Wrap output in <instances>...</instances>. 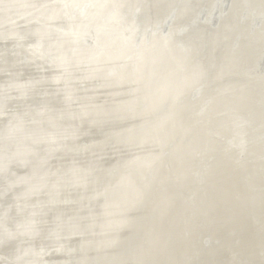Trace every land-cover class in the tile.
<instances>
[{
	"label": "water",
	"instance_id": "water-1",
	"mask_svg": "<svg viewBox=\"0 0 264 264\" xmlns=\"http://www.w3.org/2000/svg\"><path fill=\"white\" fill-rule=\"evenodd\" d=\"M9 1L11 0H0V10L3 9L11 10L6 13L7 19L8 16L11 17L10 15L14 16L15 24L8 25V20L4 22V19H2L0 26H4V25L7 26L1 27L0 31L8 30V29L9 30L5 32L2 36L0 34V43L14 42L17 43L18 46H22L23 41L26 38L33 39L34 44L38 40L40 41V44L39 46L36 47V50H34L33 48L34 44L30 46V48L24 49L25 52L26 51L29 52L30 54L29 58H24L25 59L24 62L12 60L10 65L17 69L19 68L18 64L26 66L27 64L32 62L29 59L32 60L36 59L35 61H38L39 63H44L48 65L51 69L55 70L57 73L51 76L50 78H48L46 81L53 84L54 86H61V88H56L52 92H50L46 97V101L51 103L53 106L61 105L62 107H64L63 110L64 112H55V110L49 108L48 106L36 105L31 109L29 113L27 112L26 114H17L3 121L2 118L4 116V108L7 105V103L10 101V98L8 97V92L13 91L17 93L20 102H24L27 99L33 100L32 98L35 95L36 86L45 80H41L38 82H34V81L20 82L17 79V76L12 75L9 77V81L7 83L5 84L0 83V121H3L2 125L0 126V156L4 155L7 158L6 160L7 163H9L3 169H0V248L4 247L6 249H11L12 251V256L10 260L11 264H41L40 261L44 256V252L42 249L37 248L35 246V243L39 240H43L44 243L47 244H57L58 253L67 254V255L76 253L79 255L80 260L78 262L76 261L79 258L76 261L68 262L67 264H104L102 260L94 261L95 255H98V258H101V256H110L109 254L118 253L120 251V243L117 242L118 246L114 249H107L112 245L103 246V244L106 241H109L108 237H116V236L115 235L104 236L103 235L104 231L101 229L100 226L105 225V223H107L110 220L124 218V216L117 215L110 218H103L102 216L109 210H104L105 207L103 209V206L106 203L105 199H103L102 197L99 198L96 197L100 193L104 194V191H108V188H113L115 185L119 184L121 178L122 179L125 178L123 172L115 169L116 165L127 162L132 158H133L132 162H135V160L140 159L137 158L139 154L133 155L126 160L118 161L117 164L114 165L111 169L103 170L99 165L100 159L98 160V156L99 154L103 153L110 144L104 145L100 141L97 143L90 144L91 147L85 150L81 148H79L81 150H78L76 148L74 149L69 147L67 143L77 142L83 134L82 128H87L97 131L106 125H111V124L120 125L124 123H131L133 121H139L140 115H137L136 117L126 118L123 113L121 114L118 113L119 112L118 109L120 108V102L128 100L127 98L131 95L127 92L128 90H124V87L130 86V84H136V82L125 81L123 83L116 84L113 83L111 79H107L104 76V73L108 65L111 63L104 64L103 65L104 71L98 74H93L95 66L91 65L92 62L91 60L90 62H88L89 60L83 57L80 60L81 62V64H79L80 66L77 65L76 62H73L71 56L73 54H80L82 52L78 48H73L72 50V46L70 47L68 45L66 47L63 46L62 48H58V47L54 49L50 48L49 47L50 44L56 43L57 42L56 38L62 36V33L60 32H66V31H58L59 33H56L54 31V29L56 28L52 27V25H64L63 23L69 24V22H72L69 21L71 20V18L65 17L66 13L62 10L60 4H53L49 8L51 9V11L47 12L48 7H44V5H49L53 3L54 0H34L29 2L18 3L12 5L11 9L8 6H6V2ZM70 1L71 0H61V2L64 3L65 2L70 3ZM117 1H121V0H117ZM128 1L129 2H125V6H127L125 7V12H126L125 14L128 19L134 18V20L146 19V16L149 13V8H153V11L160 13L163 17L167 13L172 3L171 0H151L149 2L147 0H146L147 2H145V0H128ZM182 1L183 0H177V3L180 5ZM194 1L196 0H192V2H190L191 6L190 8H188L187 12L184 13L176 12V15H174L173 19L168 24L167 26L168 28H165L167 32L164 35L168 34L169 29L173 24L175 23L177 24L180 21H187L192 16L200 12L199 11L197 13H193L192 3ZM136 3H138V5H142L140 7L143 9L141 10L138 8L132 14L130 10L133 6H131V4L135 5ZM16 6H22L25 9H23L22 12L15 13L14 8ZM210 6L207 9V11L202 10L205 13L200 16L201 18L196 19L188 29H186L181 33H177V34L173 33V35L169 38V40L172 42L173 36H177L179 38V37H186L192 35L194 32L199 30L198 28H196V25L198 23L205 24L208 27L213 28L214 31L216 32H221L222 25L226 21H228V19L233 15L235 11V4L232 5L230 3V5L226 9H224L222 14L216 19L215 24H211L212 19L208 17L209 14L208 11L210 9ZM122 7L123 4L120 5V9ZM40 8H45V11L43 13L40 12L39 11ZM52 9H56L57 13H59V11L62 10V13L57 17L55 21H53L52 23H48V26L52 30L50 35L51 40L50 39L48 40L45 38V36L44 37L37 36L34 33V30L37 29L39 26H41L42 23L47 22L48 17L49 18L51 17ZM97 11H98L97 6L92 5L85 13V18H86L85 23L91 24L92 27L91 32L93 34L94 39L88 38L89 42L88 41L86 42L87 45L82 44L81 47L91 49L92 51L95 50V46L98 47L102 46V44L100 45V37L99 34L97 33L96 22L90 23V21L95 20L93 19V17L97 13ZM90 12H95V14L91 15V17L88 19V17L90 16ZM77 16L79 17V15ZM80 16H84V15L81 14ZM73 18H76V15H74ZM103 19L105 20L106 16L103 17ZM249 21H250V17L245 15L243 16L242 21L241 22L238 21V22L249 23ZM147 23H149V17ZM20 25H22L23 28L22 30ZM12 26L14 29H10ZM74 26H75L74 34L78 35L77 33L78 25L75 24ZM199 32L203 45L209 48L210 54L219 53L218 48L220 50L226 49L227 53H229L230 51L229 45L231 44L225 47H220L219 40H215L211 43L209 42L206 44V42L203 40L204 39L203 32L201 30H199ZM111 33H113L111 35V39L114 41L117 40L118 34L115 32H111ZM244 34L245 36L242 37L245 39L244 47L239 49L237 45L235 46L233 45L232 46L233 48L231 47L232 51L231 53H229L231 56H238L240 54L241 58L237 61L238 62L237 65L225 66L227 68L225 70L226 74L222 75L223 78L222 80L218 81L215 75H218L217 74L218 71H222L221 65L224 63L223 60L221 61L220 58L215 56L214 57L209 56L208 60L210 62L204 64L203 68L204 70H206V72L204 70L203 71L206 73L207 77L210 76L209 77L210 89L211 86H213L212 81L218 82L220 84L219 85L220 87V86L228 85V80L232 78H237V79L240 78L244 80L240 84L236 83L239 85H235V84L230 85V87L226 88L223 92L217 93L216 95L219 98L217 100L208 102V104L204 107V109L201 111L200 114H196L197 112L192 113L191 115L186 114L185 118L186 120L189 121L194 120L197 118V116H199V123L196 124L195 126L198 125L199 127L208 126L209 128L211 126L210 128L211 130H209V132L207 131V133L209 134L210 142L207 140V138L202 139V137H199L200 144L196 146L194 150V155L189 160L190 162H192L191 169L195 167L194 170L191 172H189L190 170L189 171L185 170L186 174L181 175L180 172L184 170V167L181 165L179 166V170H178L177 158L174 159V156L172 154H169L167 149L164 150L165 154L163 152L161 159H164L169 154V156L166 157L167 158L166 160L167 161L173 160L172 164H170V167L168 166V164H166L167 161L165 160L166 162L165 164L163 163L162 168H161V163L153 162V165L150 169H145L147 168V164H144V166L140 165L139 169H137V167L133 169L134 172L133 174H135L133 175V177L137 180V183H141L149 180V182H151V186L153 187L158 177H162L165 179L164 185L161 186V193L155 198V200L146 203L144 201L141 205H139V208L127 214L128 217H135V218L143 216L139 218L140 219L139 225H141V229L144 230L145 232L148 231V228L154 224V220L152 218L145 220V218L150 216L146 214H149V210L153 202L154 201L158 202L159 205L161 203L163 195L167 193L169 190H175L178 192H183V191L187 192L186 188L188 187H190V189H195L196 186H200V190H202V192L205 195L209 194L210 189L207 182L211 180L210 172L212 169L214 171L215 168H218L220 166H223L222 170L226 168V169H231V171L233 172L234 169H237V171L241 172L242 175H245L241 183L248 189L250 188L251 185L250 182L253 184L252 180L250 179V176L253 175L252 174L253 172H255V170L249 169V167L251 168V166L253 165L264 166V117L263 118L261 117V115L264 116V82L261 81L263 79H258V76H260L258 73L257 75L252 73L254 69L252 70L248 69L251 66H246V65L242 66V64L239 63L241 61L247 62L249 58H251V56L253 57L252 50H255L256 48V46L254 45L259 44L258 42H260V40L257 39L256 37L258 36L259 33L252 32L251 34L253 36L252 38L245 30H244ZM133 40L134 37L132 38V41ZM227 40H228L227 38H223V37L221 38V41L223 43H226ZM137 44L139 45V42H137ZM133 45L136 46V43L135 44L133 43ZM214 45H216L217 47H214ZM142 46L143 47L148 46L150 50H156V46L154 44V37L148 36L145 39L144 43L140 45V47ZM51 47H53V45H51ZM63 49H67L69 51V56H70L68 58L70 62L67 65L62 66L68 68V69L66 68L68 70L67 72L61 70L57 66V62L59 61L58 56L62 54L63 55L67 54V52H62ZM142 49L143 48H138L137 52L142 51ZM162 49L165 48L162 47ZM74 50H76V52H74ZM116 50L117 49H114L113 51ZM245 52H247L248 54ZM188 55L191 58V52ZM201 56H202L201 59H203L202 53ZM199 58L200 56L196 55L191 59H199ZM146 62L147 60L145 59V57L141 56V58L138 59V64L136 66V69L138 67L141 68V66L146 64ZM119 63H124V61ZM5 66H6L5 64L4 66L0 64V77L4 75L2 71H4ZM82 69L84 70V72L81 75L84 81L93 82L96 80H100L101 86L99 87V89L108 91V101L105 104H102V106L94 105V99L97 93L96 89H92V90L90 89L88 91L81 93L79 89H77V87L75 86V82L77 78L76 73H80L79 71ZM188 70L189 69L187 67L183 69V72H185L182 75L183 77L187 74ZM262 71L264 74V68ZM249 72H251V74H248ZM227 74H231V75H227ZM199 75L203 76L201 78V82H202L201 89L197 94H194L191 90L192 94L189 91L186 94L182 95L183 96V97L181 96L182 106L188 103V106L192 107V104L198 103V101L204 97L206 93L205 86H207L205 84L206 75L204 74H199ZM165 83L166 82H162L161 84L159 82H152L151 84L153 86L155 87L159 86V87L153 90L149 89L148 92L150 93V95H157V94L161 95L165 91ZM140 85H144V83H141ZM194 85H192V88ZM243 86L244 87L249 86L250 92H252V90H254L255 87L260 86L262 88L257 90L256 93H249L242 97V93H237V92L238 90H240V87L244 88ZM135 87H138V84H136ZM225 91H230L231 93ZM79 94L80 96H78ZM171 95L173 96L174 94ZM78 97L82 102V106L77 110H72L71 106ZM187 98H189L188 100L190 103L186 102ZM170 100L172 101L171 98ZM233 101L239 104L237 110H233L231 106H229V103ZM248 101L250 102L247 103ZM244 102H246V105ZM147 106H149V101L147 103ZM145 110H142L144 111V113L142 114L145 115L146 117L148 116V113H145L147 112ZM227 110L230 111L233 110L234 114L233 113L227 114L226 112ZM240 110L241 112L243 111V113H240L241 115H245L246 117L249 116V118L245 119L242 118L239 114L236 115V112L239 113ZM95 113H100V114H95ZM51 119H55V125H56L55 127L58 128H55L53 125L46 123V121H49ZM225 119H231V120L230 122H224L223 120ZM240 119H245V120H240ZM232 122L234 124H232ZM223 123H227L224 126V128L222 127V125H224ZM195 126L192 128V130H195V128L198 129V127ZM165 128L158 133L160 137L155 136L157 139L165 140L166 138L171 136L172 133L169 131V127H167L166 129ZM21 129L22 131H25L26 134H30V133L36 134L35 140H39V141L43 140L45 136L50 135L51 140L53 142L49 143L47 141H42L36 144L29 142L21 143L20 141H18ZM8 130H13L14 133H12L13 137L11 138L8 137V139H6ZM201 133L202 132H200L199 134L201 135ZM229 135H232L233 139L235 140H240L242 142L243 147L239 148L238 147L239 144H237V142L235 143L234 140L230 141L229 139H227ZM180 137L181 136H178L177 139L179 140ZM15 138L18 139L16 140ZM72 138H74L75 140L73 141ZM135 142H137L135 143V145L114 143L113 146H115L117 149L122 148L128 151L138 150V149H150L154 151L152 153H156L158 155L162 151L161 145L156 142H152L146 145L140 144L143 142V140L141 142H139L138 140ZM175 149L176 147L173 148V154H177L175 152ZM21 151L31 152V155L22 158L23 160L25 159L26 161L25 164L22 163L19 159H16L15 156L9 159V157H12V155L14 154H18ZM75 154H85L90 156L93 155L97 157L87 162L90 168L82 169L75 162L72 161L74 157H76ZM54 157L55 158L67 157L68 162L62 167H55L53 165H50ZM219 157L224 159L225 161L223 163H218ZM206 159H208L209 162H211V165L208 167V169H206L205 166L199 167L201 166L200 164H202ZM147 160H151V159L148 158ZM201 168L202 170H200ZM124 171L129 172L128 169H124ZM77 174H82V175L78 176ZM23 176H26V178L30 180V185H15L13 188H10L11 182L17 183L19 179ZM80 178L81 180H79ZM261 180L264 181V175ZM222 182L223 181H218V183L225 184L228 187V184ZM54 186L58 187L60 190L55 192L54 194H51L53 192L52 188ZM237 186H238L237 181L232 180L230 188L231 187H236V188L233 191H231L232 201L230 202L234 201L236 203L239 200H241L239 198L240 196L238 195L239 192H234L239 190L240 186L238 187ZM35 187H38L37 192L32 193L29 196H25L27 195L29 189ZM65 191H71L78 194L75 200H73L72 202L69 201V204L73 203L75 212H70L66 214L59 209L60 205L65 201V199H63V201L61 199V196ZM179 195L177 194V198H174L176 200L174 206L176 207L173 209L174 213L172 214L171 221L169 222L171 237L177 242L176 245L179 244V246L178 249H176V254L172 253L173 263L169 262V264L186 263L188 248L191 240L193 239V236L204 228L209 229V231L211 230L210 232H212L213 229H215L217 233L225 232L224 235L226 236V238H230L232 245L231 248H235V249L238 248L240 237L237 235V231H233L230 234L227 233L228 228L231 226L230 219L226 220L223 215L222 217L225 223H220L221 221L220 218L218 221L215 220L217 222H211L209 220L204 219L206 217L204 216V214L206 213L208 207L216 205V203H212L210 205L207 204L206 202L207 198L202 199L201 194H199V190L192 196L181 197V195L180 196ZM40 197H45L44 204H39L38 199ZM4 199L7 200L6 201L7 205L3 204ZM181 200H183L182 204L189 206L190 209L193 208L191 210L192 217H190L188 220L184 218L186 212L182 213V215H179L180 211L183 209V207H185V205L184 206L180 205ZM223 202L224 200H222V202L220 203ZM248 204L249 206H247L246 208L248 212L252 213L250 201H248ZM114 210H115L114 212L117 214L119 212L124 211L125 209L119 208ZM218 212L222 213V211L220 210H218ZM211 213L213 214L216 212H210V214ZM155 214L157 217V213ZM46 216H50L52 220L50 227L44 229L42 226L41 218ZM156 217L154 216V219H156ZM252 217H254V215L251 214L250 217L251 220H246L247 224L241 223L243 225L241 227L242 229L246 230L245 231L246 234L247 231L250 232V234L249 233L247 234L248 236L251 237L249 245L252 248H258L261 244V238L258 237V235L255 234V232L257 230V227L262 228V226H260V222L253 223L254 221H252ZM31 223H34L33 233L21 234L20 232L32 229L31 227H28L29 225H31ZM135 228L136 226L132 224L130 225L129 229L121 231L118 235L119 236L121 235L123 238H128L133 231L135 233L136 231ZM122 229L123 228L117 229L115 230V232ZM8 234H13V235L10 236ZM78 235L80 237H84L86 239L85 241L90 240L91 242L85 244L83 248L79 246L83 244L85 241L78 244L77 246L74 247V249L78 248L76 250H69V249L66 250V247L59 246L58 243H60L61 241ZM147 240L145 241L143 246L147 244ZM212 242H214V247L212 246L209 249H207L206 250L207 252H210L216 246H222V243L221 241H219V239L214 240ZM184 244L186 246L185 249H184ZM203 244H201L200 247H202ZM263 246L264 244H262L256 251L261 250ZM26 251L29 252L27 255H24ZM230 251L231 250H229V252ZM137 252L139 253L140 249H138ZM259 252L260 251H258L257 253V257ZM227 253L228 252H225L223 254L227 255ZM22 256L24 257L22 258ZM261 260L264 262V255L262 256ZM111 264H142V263H137L132 257L127 261H123V262L114 261V263Z\"/></svg>",
	"mask_w": 264,
	"mask_h": 264
},
{
	"label": "bare ground",
	"instance_id": "bare-ground-1",
	"mask_svg": "<svg viewBox=\"0 0 264 264\" xmlns=\"http://www.w3.org/2000/svg\"><path fill=\"white\" fill-rule=\"evenodd\" d=\"M29 1H34V0H11L9 2H6V6H8L11 9L12 5H15L18 3H23V2H29ZM225 1L226 0H216L215 4H216L217 9L220 11V13L217 10L213 9V13H214V19L212 21L213 24H215L216 19L222 14L223 10L225 9V7H224ZM125 2H129V1L128 0L127 1L126 0H121V1H117V0H71L70 3H68V2L64 3V2H61V0H54L53 3H51L49 5H44V7H48L47 12H49V11H51V9H49V8L53 4H60L62 7V10L66 13L65 17L71 18V20H69V21H72V22H69V24L63 23L64 25H52V27L58 29V30L54 29V31L56 33H59L58 31H66V32H60V33H62V36H59V38H56L57 42L54 44H50V46H49L50 48H52V49H54L56 47L62 48L63 46L66 47L67 45L70 47L72 46V50H73V48H78L82 52L80 54H73L71 56V59L73 60V62H76L77 65L81 64L80 60L84 57V58L89 60L88 62H90V60H91L92 61L91 65L95 66L93 74H98V73H101L104 71V67H103L104 64L111 63L108 65V67L104 73V76L107 79H111L113 81V83H116V84L123 83L125 81H134V82H136V84H138V87H135L136 84H130L131 89L128 90L127 92L131 95L127 98L128 100L120 102V108L118 109L119 110L118 113H120V114L123 113L126 118L127 117H136L137 115H140V117L138 116L140 118V120L138 121L137 124L135 123L136 125L133 124L132 126H130L128 128H126L124 126L126 128L125 132H123V129H122V131L114 132L111 135L107 134L108 133L107 132L106 133L107 136L104 134L106 137H104V139L102 138L103 140L101 139V143L104 145H109V144H114V143H123L126 145H135V143H137L135 141L138 140L139 142H141L143 140V142H145V143L142 142V143H140L141 145H146V144H149L152 142H156V143L160 144L162 147V151L159 155L156 153H152L154 151L148 152V153L143 152L144 154L143 153L139 154L137 158H140V159L135 160V162H132V159H133L132 158V159L128 160L127 162L116 165L115 169L123 172V174L125 175V178H123V179L121 178L119 184L115 185L113 188H108V191H104V194L100 193L96 197V198L102 197L103 199H105L106 203L104 204L103 209L105 207L104 210H109L102 216L103 218H110V217H114L117 215L118 216H124V218L113 219V220H110L107 223H105V225L100 226L101 229L104 231V234H103L104 236H110V235L116 236V237H108L109 241H106L103 244V246L112 245L111 247H109L107 249H114L118 246L117 245V242H118V243H120V251L118 253L109 254L110 256H101V258H98V255H95L94 261L102 260L104 262V264H111V263H114V261H122V262L127 261L133 257V259L137 263H142V264H163V262H164V264H169V262L173 263L172 253L176 254V249H178V246H179V244L176 245L177 242L171 237V231L169 228V222L171 221L172 214L174 213L173 209L176 207V206H174V203H176V200L174 198H177V194L178 195L180 194L181 197L192 196L196 192H198V190H199V194H201L202 199L207 198V200H206L207 204L210 205L212 203H216V205L208 207L206 213L204 214V216H206L204 219L209 220L211 222H217L220 218L221 219L220 223H225L222 215L224 216V218L226 220L230 219L231 220V223H230L231 226L228 228L227 233L230 234L233 231H237V235L240 237V242L238 244V248L237 249L234 248L235 251L236 250L238 251L237 253H239V258H241V260L242 259L243 260H251L252 257L250 256V253H251L250 251H254V253H253V255H254V254H256V250L262 244H264V187H263L264 181L261 180L263 175H264V166L253 165V166H251V168L249 167V169H253V170H255V172H253L252 173L253 175L250 176V179L252 180L254 185L250 182L251 185H250V188H248V189L241 183L242 179H243V177H245V175H242V173L237 171V169H234L233 172L231 171V169H226V168H224L222 170L223 166H220L218 168H215L214 171L212 169L210 172L211 173V180L207 182L209 189H210L209 194L205 195L202 192V190H200V186H196L195 189H190V187H188V188H186L187 192H185V191L178 192L175 190H169L167 193H165L163 195L161 203L159 205H158V202H155V201H154L155 203L153 202V204L149 210V214H146V215H150V216L145 218V220L151 219V218L154 220V224L151 225L148 228V231H146V232L144 230H142L141 225H139V223H140L139 218L143 217V216H140L137 218L127 216V214L129 212L139 208V205H141L144 201L146 203V202H150L152 200H155V198L158 195H160L161 186L164 185V182H165L164 178L158 177V179H157V181L153 187L151 186V182H149V180L145 181V182L137 183V180L133 177V175H135V174H133L134 173L133 169L136 167H137V169H139L140 165L144 166V164H147V168L144 167L145 169H150L153 165V162L161 163V168H162L163 163L165 164V162L167 161L166 157H168L169 154H172L174 156V159L177 158L178 170H179V166L182 165L184 167V170L180 172L181 175L186 174L185 170H187V171L190 170L189 172L193 171L195 167H193L191 169L192 162H190L189 160L194 155V150H195L196 146H198L200 144L199 137H202V139L207 138V140L210 142L209 134L207 133V131L209 132V130H211V129H208L209 128L208 126H206V127H199V125L195 126L196 124L199 123V116H197V118H196V115H195L196 119L189 121V120H186V118H185L186 114L191 115L192 113H195V112H197L196 114H200L201 111L204 109V107L208 104V102L213 101V100H217L219 98L216 95L217 93L223 92L226 88L230 87V85H233V84L239 85L240 84L239 82H242L244 79L240 80L239 78L238 79L232 78V79L228 80V85L220 86V88L217 89L215 93H211L210 92L211 90L209 88V84H210L209 77L210 76L207 77V75L205 73L206 70H204V68H203L204 64L201 61H199V59H201V57H202L201 51L204 50V45H203L201 36L199 35V33H200L199 30L194 32L192 35L186 36V38H188L190 42H186L185 39H182L181 41L177 40V38H178L177 36L172 37L173 38L172 42L169 40V38L173 35V33L174 34L181 33L183 31H185L186 29H188L196 19L201 18L200 16L202 14H204V11H200L199 13L195 14L194 16H192L187 21H184V23L180 26L175 27L173 24L170 27L168 34L164 35L167 32L165 28H168L167 26L170 23V21L173 19L174 15H176V12H179V13L187 12L188 8H190V6H191L190 2H192V0H183L180 5L177 3V0H171L172 3L170 5L167 13L154 26H151V25H149V23H147L149 14L146 16V19H144V20H141V19L134 20V18L128 19L126 17V14H125L126 13L125 7H127V6H125ZM145 2H147V1L145 0ZM121 4H123V7L120 9ZM142 4H144V3H142ZM92 5L97 6L98 11L96 14H95V12H90V16L88 17V19L91 17V15L95 14L93 17V19H95V20L90 21V23L96 22L97 33L99 34V37H100V45L102 44L101 47L95 46L94 51H92L91 49L85 48V47H81L82 44L87 45L86 42L87 41L89 42L88 38L94 39L93 34L91 32L92 31L91 24L85 23V21H86L85 13H86V11H88L89 7ZM131 6H133L130 10L132 14L138 8L141 10L143 9L140 7L142 5H138V3H136L135 5L131 4ZM23 9H25V8H23L22 6H16L14 8V11H15V13H18V12H22ZM62 10H60L59 13H57L56 9H52L51 17L50 18L48 17L47 22L42 23L41 26H39L37 29H35L34 33L37 36H41V37L45 36L46 39L51 40L50 35H51L52 30L48 26V23H52L53 21H55L57 19V17L62 13ZM202 10H204V8H202ZM9 11H11V10H7V9L0 10V24L2 22V19H4V22L8 20V25H14L15 24L14 16L10 15L11 17L8 16V19H7L6 13ZM39 11L43 13L45 11V8H40ZM81 14L84 16H80ZM74 15H76V18H73ZM77 15H79V17ZM105 16H106V19H109V20H106V19L104 20L103 17H105ZM243 16H245V15H243L239 12V16L237 18V21L241 22ZM231 21L232 20L229 18L228 21H226L222 25L221 32H218V34L219 33L220 34H223V33L226 34L229 31L233 32L234 28L229 25V23ZM260 23L261 24L258 23L256 25L246 26L247 31L246 30L245 31L248 32V34L250 35L251 38L253 37L251 35L252 32H256V33L258 32L259 33L258 36H256V37H257V39L260 40V42H258L259 44L254 45V46H256L255 51H259V52H257L258 55L264 58V21H262ZM75 24L78 25V31H77L78 35L74 34L75 33V26H74ZM239 24H241V23H239ZM5 26H7V25L0 26V29H1V27H5ZM254 26L256 28H253ZM10 29H14L13 26ZM8 30H1L0 31L1 36L5 32H7ZM70 31L73 33H71ZM111 32H115L118 34L117 40L114 41L111 39V35L113 34ZM148 36L154 37V44L156 46V50H150L148 46H144L146 48H144L143 46L140 47V45H142V43H144L145 39ZM243 36H245L244 29L237 31L235 33V35L232 36L231 42L229 43L231 45L228 44L230 46V47L228 46L230 48L229 53H231L233 45L242 46L241 48L244 47L245 39L242 38ZM133 37H134V40L132 41ZM222 37L224 38L225 35L221 36L219 38V44H220L219 46H221V44H222V41H221ZM129 40H130V42H129ZM215 40H217V39L210 40V43L215 41ZM31 42H32V40H31ZM137 42H139V45L137 44ZM24 43H25V41H24ZM133 43L134 44L136 43V46H134ZM39 44H40V41L38 40L33 46L34 50H36V47L39 46ZM32 45H33V43H32ZM51 45H53V47H51ZM225 46H227V45L224 44V46H221V47H225ZM22 47H24V46H22ZM162 47L165 49H162ZM214 47H217V46L214 45ZM138 48H143V49H142V51L137 52ZM5 49L7 50V48H5ZM114 49H117V50L113 51ZM6 50H4V51H6ZM0 51H2V50H0ZM14 51L16 52V50H14ZM6 52H8V51H6ZM62 52H67V54L66 55L62 54V55L58 56L59 57V61H58L59 63L57 62V66L61 70H64L65 72H67L68 68L62 67V66L67 65L70 62V60L68 59L70 57L69 51L67 49H63ZM74 52H76V50H74ZM190 52H191V58L196 56V55H199L200 58L199 59H191L190 56L188 55ZM240 52H241V50H240ZM242 52H243V49H242ZM245 53H247V52H245ZM22 54H23V52H21V55ZM25 54H27V52H25ZM141 56L145 57L147 62H146V64L142 65L141 68L138 67L136 69V66L138 64V59H140ZM1 58H3V57H1ZM6 58H7V56L5 57V59ZM229 58H230V60H228ZM229 58L223 59L224 63L221 65L222 71H218L217 72L218 75H215V77H217L218 81L222 80L223 79L222 75L226 74L225 70L227 68L225 66L237 65V63H238L237 61L239 60V58L235 59V56H231L230 54H229ZM13 59H11V60H13ZM22 59H23V57H22ZM220 59H222V58L220 57ZM122 61H124V63H119ZM5 62H6V60H5ZM33 62H31V63H33ZM2 63H3V61H2ZM239 63L242 64V66H244V65L251 66L248 69H250V70L254 69L252 71V73H254L256 75L258 73L260 75V76H258V79H263L261 81L264 82V74L261 75V72H259L257 69H255V67L253 66L252 59H249L247 62H239ZM9 65L10 64H8V66ZM34 65H32V66H34ZM44 65H42V66H44ZM2 66H3V64H2ZM11 67L12 66H10L9 68H11ZM21 67H23V66H20V69H21ZM38 67H40V66H38ZM186 67L189 70L187 71V74L183 77L182 75H183V73H185V72H183V69H185ZM13 69L14 68H12V70ZM17 69L19 70V68H17ZM4 71H6V69H4ZM9 71H10V69H9ZM22 71H24V70H22ZM11 72H13V71H11ZM31 72H32V70H31ZM7 73H8V71H7ZM14 73H16V72H14ZM18 73H20V70L18 71ZM24 73H26V71ZM32 73L35 74L34 72H32ZM32 73H31V75H32ZM56 73L54 72L53 74L55 75ZM80 73H82V70ZM28 74H29V71H28ZM36 74H37V72H36ZM45 74L49 75V72L45 73ZM50 74H51V72H50ZM199 74L206 75L205 84L207 86H205L206 87V89H205L206 93H205L204 97L202 99H200L198 101V103L192 104V107L188 106V103L186 105L182 106V102H181V98L183 97L182 95L186 94L189 91L191 93V90L194 94H197L199 92V90L201 89V87H202L201 78L203 76L199 75ZM248 74H251V72H249ZM23 75H25V74H23ZM78 75H80V74L78 73ZM227 75H231V74H227ZM27 76H29V75H26V77ZM40 77L41 76H39V78ZM42 77H44V76H42ZM48 78L49 77H47V79ZM7 79H8V77H7ZM20 79H21V77H20ZM26 79H28V78H26ZM29 79H28V81H30ZM77 79H78V77H77ZM2 81L4 82V80H2ZM2 81H1V83H2ZM152 82H159L160 84L162 82H166L164 93H162L161 95H159V94L150 95V93L148 92L149 89L153 90V89H156L159 87V86L158 87L153 86L151 84ZM80 83H79V85H80ZM94 83H96V82H94ZM141 83H144V85H140ZM236 83H239V84H236ZM116 84H114V85H116ZM41 85H42V83H41ZM82 85L85 86L84 83ZM93 85H95V84H93ZM192 85H194L193 88H192ZM49 86H50V84H49ZM39 87H40V85H39ZM60 88H61V86H60ZM241 88L242 87H240V90H238L237 93H242V97H243L244 95L249 94V93H256L257 90H259L262 87H260V86L255 87V89L252 90V92H250L249 86H246L242 89ZM50 89H48V90H50ZM91 89H92V87H91ZM98 89H99V87H98ZM52 90H53V88H52ZM84 91H85V89H84ZM86 91H87V89H86ZM225 92L231 93L230 91H225ZM48 93H50V91ZM48 93H46V95ZM82 93H83V91H82ZM9 94H10V92H9ZM14 94H13L14 96L17 95V93H14ZM171 94H174V95L172 96ZM11 96L12 95H10V97ZM33 98H35V97H33ZM107 98H108V96H107ZM170 98L172 99V101L170 100ZM259 98H261V97H259ZM12 99H14V98H12ZM16 99L18 100V98H16ZM188 99L189 98H187L186 102H189ZM249 99H250V97H249ZM10 101H11V99H10ZM36 101H37V99H36ZM77 101H78V99H77ZM148 101H149V106H147ZM225 101H227V100H225ZM15 102H20V101H15ZM29 102H31V101H29ZM78 102H76V103H78ZM249 102L250 101H248L247 103H249ZM24 103H25V101H24ZM39 103H41V102H39ZM94 103H95V101H94ZM102 103L104 104V102H102ZM244 103L246 105V102H244ZM46 104H45V106H46ZM22 105H24V104H22ZM80 105H82V104H80ZM29 106H32V104ZM47 106H49V105H47ZM59 106H61V105H59ZM229 106H231V108L233 110H237V108L239 107V104L237 102L233 101V102L229 103ZM18 108H21V107L18 106ZM145 108H146V110H145ZM5 110H7V109H5ZM27 110H31V109H27ZM142 110L147 111L145 113H148V116L145 117V115L142 114V113H144V111H142ZM233 110H231V111L227 110L226 112H227V114H232V113L234 114ZM241 110L239 111V113L236 112V115L239 114L242 118H245V119L249 118V116L246 117L245 115H241L240 113H243V111L241 112ZM9 111H11V110H9ZM15 111L17 112V110H15ZM55 112H57V111H55ZM13 114H15V113H13ZM20 114H22V113H20ZM95 114H100V113H95ZM7 116H8V114H7ZM261 117L263 118L264 116L261 115ZM245 119H240V120H245ZM230 120L231 119H225L223 121L224 122H230ZM46 123L53 125L54 127L56 126L55 125V119H51L49 121H46ZM223 124L224 125H222V127L224 128V126L227 123H223ZM232 124H234V123L232 122ZM193 125L195 127H198V129L195 128V130H192V128L194 127ZM165 126H166V128L169 127V131L172 133L171 136L166 138L165 140L157 139L155 136L160 137L158 135V133L161 132L165 128ZM55 128H58V127H55ZM210 128H211V126H210ZM101 129L104 130L105 127L101 128ZM109 130L106 129V131H109ZM20 131L21 132L19 134L20 135L19 139L18 138H15V139L16 140L18 139V141H20L21 143L29 142V143L36 144V143H39L42 141H47L49 143L53 142L51 140L50 135L45 136L43 140L39 141V140H35L36 134H32V133L26 134L25 131H22V129ZM101 131L102 130H100V132ZM200 132H202L201 135L199 134ZM12 133H14L13 130H8V133L6 135V139H8V137H10V138L13 137ZM110 133H111V131H110ZM90 135H89V137H90ZM96 136H95V138H96ZM178 136H181L179 138V140L177 139ZM89 137L87 135V138H89ZM234 138H235V135H234ZM227 139H229L230 141L234 140L235 143L237 142V144H239V146H238L239 148L243 147L242 142L240 140L233 139L232 135H229L227 137ZM72 140L74 141L75 139L72 138ZM84 140H85V138H84ZM97 141H99V139H97ZM81 142H82V140H81ZM84 142H86V141H84ZM169 144H170V146H169ZM69 147L75 149L74 146L72 147L69 145ZM83 147H86V148H83ZM89 147H91V145L90 146L89 145L88 146H82L79 148L85 150ZM174 147H176L175 152L179 155L173 154V148ZM81 149H79V150H81ZM165 149L168 150L169 154L164 159H161L163 152L165 154V151H164ZM110 151H111V149H110ZM125 151H127V150H125ZM117 152H119V151H117ZM128 152H131V151H128ZM113 154H114V152H113ZM29 155H31V152L21 151L18 154L12 155V157H9V159H11L15 156L16 159H19L22 163L25 164L26 161H25V159L23 160L22 158H25ZM77 156H78V154H77ZM108 156H109V154H108ZM119 156L120 155H118V157ZM261 156H263V155H261ZM85 157H87V156H84V158ZM84 158H82V159H84ZM94 158H96V157L94 156ZM111 158L113 159V157H111ZM148 158L151 160H147ZM90 159H93V158H90ZM6 160H7V158L4 155L0 156V169H3L5 166H7L9 164V163H7ZM66 160H68V158ZM53 161L54 160H52V162ZM55 161H54V163H55ZM58 161H61V160L59 159ZM108 161H109V159H108ZM224 161H225L224 159L219 157L218 163H223ZM111 162H112V160H111ZM172 162H173V160L172 161L168 160L166 162V164H168V166L170 167V164H172ZM226 164H228V163H226ZM61 165H63V163H61ZM200 165L201 166H199V167L205 166V168L208 169V167L211 165V162H209V160L206 159ZM78 166L82 169L90 168L88 163H86V162H85V165H79L78 164ZM112 167H113V165H112ZM124 169H128L129 172H125ZM242 169H245V168H242ZM200 170H202V168ZM246 170H248V169H246ZM112 173H114V172H112ZM82 174H77V175L81 176ZM79 180H81V178ZM232 180H236L238 183V186H240L239 190L234 191V192H239L238 195L240 196L239 198L241 199L236 203L234 201L230 202V201H232L231 200V191H233L236 188V187L230 188ZM218 181H223L222 183L228 184V187L225 184L218 183ZM10 184H11L10 188H13L15 185H30V180L27 179L26 176H23L19 179V181L17 183L11 182ZM52 190H53V192L51 194H54L55 192L59 191L60 189L58 187L54 186L52 188ZM37 191H38V187L31 188L28 190V193L25 196H29L30 194L35 193ZM65 199H67V198H65ZM74 199H76V197ZM69 200H70V198H69ZM222 200H224V202L220 203V202H222ZM182 201L183 200L180 201V203H181L180 205L184 206L185 204H182ZM248 201H250V203H251V208H252L251 212L252 213L248 212V210L246 208L247 206H249ZM228 202H230V203H228ZM119 208H122L125 210L116 214L114 212L115 211L114 209H119ZM192 209H190L189 206L185 205V207H183V209L180 211L179 215H182V213L186 212L184 218L186 220H188L190 217H192V212H191ZM218 210L222 211V213L218 212ZM210 212H216V213L210 214ZM155 213H157V217H156ZM67 214H68V212H67ZM251 214L254 215V217H252V221H254L253 223L260 222V226H262V228L257 227V230L255 232V234H257L258 237L261 238V244L258 248H252L249 245L251 237L248 236L247 234L248 233L250 234V232L247 231V234H246V232H245L246 230L242 229V227H241V226H243L241 223L247 224L246 220H251V218H250ZM154 216L156 217L157 220L154 219ZM211 216H214V217H211ZM46 218H48V217H46ZM258 219H259V221H258ZM215 220H217V221H215ZM190 222H191V219H190ZM48 224H49V222H48ZM132 224L136 226L135 233L133 231L129 235L128 238H123L121 235L120 236L118 235L121 231L129 229L130 225H132ZM43 226H44V224H43ZM28 227H31L32 229L26 230V231H23L20 233L21 234L33 233L34 223H31V225H29ZM120 228H123V229L115 232V230L120 229ZM206 229L204 228V230H206ZM207 230H208V231H206L207 233H211V232H209V229H207ZM199 232H202V231L200 230ZM199 232H197L193 236V239L190 242L185 264H222L223 261H220V260H221V257H224L223 253L228 252V254H229L230 253L229 250L232 247L230 238H226V236L224 235L225 232L224 233H217L215 231V229H213L212 236H214V238H216V240L219 239V241H221V243H222V246H216L213 250H211L210 252H207L202 247H198V249L195 248L196 242L197 243L199 242V240L196 241V238L199 237ZM8 235L12 236L13 234H8ZM147 238H148V240H147ZM75 239H77V238H75ZM211 239H209V240H211ZM146 240H147V244H145V246H143ZM209 240H207V241L210 242ZM213 240H215V239H213ZM204 241L207 242L206 240H204ZM89 242H91V241L87 240L83 244H81L79 247L83 248L85 246V244H87ZM211 243H212V241H211ZM71 244H72V242H71ZM60 245L61 244H59V246ZM211 245H210V247H211ZM44 246H45V244H44ZM69 246L70 247H68V249L72 248L71 245H69ZM204 246L206 247L205 244H204ZM185 247L186 246L184 244V249H185ZM1 248H3V247H1ZM47 248H48V246H47ZM263 248H264V246H263ZM263 248L261 249L262 251H264ZM76 249H78V248H75V249L72 248L70 250H76ZM138 249H140L139 253L137 252ZM208 249H209V247H208ZM28 252L29 251H26V253L24 255H27ZM259 254H260V252H259ZM261 254H262V252H261ZM196 255L200 256V262L199 263H196L192 259ZM219 255H223V256L219 257ZM232 255H233V253H232ZM23 257L24 256H22V258ZM215 257L220 258V259H218L219 261H215L214 260ZM260 257H261V255H260ZM190 259H192V261ZM228 259H230V258H228ZM6 260H8V259H6ZM79 260H80V258L76 262H78ZM231 260H232V258H231ZM5 262H9V261H5ZM241 262L243 264V261H241ZM245 262L246 261H244V263ZM252 262L253 261H251V263ZM224 263H225V261H224ZM246 263H249V262H246ZM253 264H257V261H256V263H253ZM263 264H264V262H263Z\"/></svg>",
	"mask_w": 264,
	"mask_h": 264
},
{
	"label": "rangeland",
	"instance_id": "rangeland-1",
	"mask_svg": "<svg viewBox=\"0 0 264 264\" xmlns=\"http://www.w3.org/2000/svg\"><path fill=\"white\" fill-rule=\"evenodd\" d=\"M148 2L149 1H151V0H147ZM214 1V2H213ZM212 3V4H211ZM216 0H196V1H194L193 3H192V6H193V13H197V12H199V11H202V8H204V10L205 11H207V9L209 8V6H210V9H209V11H208V17H210V19H212V21H213V19H214V13H213V9H215V10H217L219 13H220V11L217 9V7H216ZM230 3L232 4V5H234L235 4V11H234V13H233V16H231L230 17V19L232 20L230 23H229V25L230 26H232L234 29H233V32H228V33H223V34H218V32H216V31H214V29L213 28H211V27H208L207 25H205V24H202V23H198L197 25H196V28H198L199 30H201L202 32H203V34H204V40H205V42H206V44L207 43H209L210 42V40H212V39H217V40H219V38L221 37V36H224L225 35V37L224 38H227L228 40H227V42L226 43H223L222 42V44H221V46H224V44L225 45H228L230 42H231V39H232V36H234L235 35V33L237 32V31H240L241 29H244V30H246V26H249V25H256V24H261L260 22H262V21H264V0H226L225 1V5H224V7H225V9L230 5ZM196 8V9H195ZM239 12L241 13V14H243V15H247V16H249L250 17V21H249V23L248 22H246V23H241V24H239V22L237 21V18H238V16H239ZM152 13V14H151ZM205 13V12H204ZM149 24H151V25H154V24H156V23H158L160 20H161V18H162V15L160 14V13H158V12H156V11H153V8H149ZM235 16V17H234ZM180 23V24H179ZM184 23V21H180V22H178L175 26L177 27V26H180V25H182ZM233 23V24H232ZM21 24V23H20ZM211 24H213V22H211ZM21 27V30L23 29L22 28V25L20 26ZM253 28H256L255 26L253 27ZM247 31V30H246ZM182 39H185L186 40V42H190L189 41V39L188 38H186V37H179L177 40H182ZM30 40V41H29ZM31 40H32V42H31ZM24 41H25V43H24ZM23 41V44H22V46H24V47H20V46H18V44L17 43H14V42H1L0 43V50H2V51H0V56L1 57H3V58H1L0 57V64L2 65L3 64V66H4V64L6 65L5 67L6 68H4V69H6V71H3V73H5L2 77H0V83H1V81L2 80H4V82L2 81V84H4V83H7L8 82V80H9V77L11 76V75H15V76H17V79L18 80H20V82H27L28 81V79L30 80V81H34V82H38V81H41V80H45V81H43V82H41L42 83V85H41V83H39L37 86H36V89H35V95H34V97L35 98H32L33 100H30V99H27L26 101H25V103L24 102H15V101H19V99L17 100L16 98H18V95H16V96H14L15 94V92H13V91H10V94H9V92H8V97L11 99V101H9L8 103H7V105L5 106L6 108L5 109H7V110H5L4 109V116H3V121L5 120V118L7 119V118H9V117H11V116H13V115H17V114H20V113H22V114H26L27 112L29 113L31 110H27V109H32L33 107H35L36 105H44L45 106V104L47 103V101H46V96L49 94L48 92L50 91V92H52L53 90H54V88L56 89V88H60V86H54L53 84H51V83H49V82H46V80H47V77H51V75L53 76L54 74V72L56 73V71H54V70H52L49 66H47L46 64L44 65V63H39L38 61H36L35 62V60H32V59H29L30 61H34L33 63L35 64H33V63H30V64H27L26 65V67L24 66V65H19L18 64V66H19V70H20V73H18V69H16V68H14V67H11V68H9L11 65H9L8 66V64H10L11 63V59H13V61H15V60H17V61H22V62H24L23 60H24V57L25 58H29L30 57V54H29V52L28 51H26L27 52V54H25V52H24V49H28V48H30V46H32V43L34 44V40L33 39H31V38H27V39H25ZM29 43H28V42ZM31 42V43H30ZM12 46H11V45ZM25 44V45H24ZM15 47H14V46ZM220 45V44H219ZM10 48H9V47ZM220 46V47H221ZM235 46V45H234ZM7 48V50L5 49V48ZM28 47V48H27ZM206 47V48H205ZM239 47V49L242 47V46H238ZM204 50L202 51V55H203V58L204 59H200V61L201 62H203V64H207V63H209L210 61L208 60V57L209 56H215V57H218V58H222V59H220L221 61L223 60V59H228L229 58V53H227V51H226V49H219L218 48V52L219 53H217V54H214V53H209V48L207 47V46H204ZM16 50V52L14 51V50ZM19 51H18V50ZM4 50H6V51H8V52H6V51H4ZM11 50V51H10ZM23 50V51H22ZM257 50V49H256ZM23 52V54L21 55V52ZM13 52V53H12ZM255 52V53H254ZM257 52H259V51H255V50H253V57L251 56V58H249V59H252V61H253V66L255 67V69H257L259 72H261L262 74H263V68H264V58L263 57H261V56H259L258 55V53ZM7 53V54H6ZM12 53V54H11ZM18 55H16V54ZM241 53V52H240ZM14 54V55H13ZM29 54V55H28ZM210 54V55H209ZM248 54V53H247ZM25 55V56H24ZM240 55V54H239ZM238 55V56H239ZM7 56V58L5 59V57ZM23 57V59H22V57ZM28 56V57H27ZM238 56H235V59L236 58H241V55L238 57ZM18 57V58H17ZM50 58V57H49ZM243 58H244V56H243ZM19 59V60H18ZM51 59V58H50ZM5 60H6V62H5ZM52 60V59H51ZM228 60H230V59H228ZM2 61H3V63H2ZM8 62V63H7ZM242 62V61H241ZM40 64V65H39ZM31 65V66H30ZM32 65H34V66H32ZM42 65H44V66H42ZM20 66H23V67H21V69L22 70H24V71H22L21 69H20ZM36 66V67H35ZM38 66H40V67H38ZM30 67V68H29ZM34 67V68H33ZM38 67V68H37ZM8 68V69H7ZM12 68H14L13 70H12ZM27 68V69H26ZM32 68V69H31ZM46 68V69H45ZM9 69H10V71H9ZM36 71H35V70ZM42 69V70H41ZM48 69V70H47ZM52 71H51V70ZM18 70V71H17ZM31 70H32V72H34L35 74H33L32 72H31ZM45 70V71H44ZM7 71H8V73H7ZM11 71H13V72H11ZM26 71V73H24ZM28 71H29V74H28ZM14 72H16V73H14ZM36 72H37V74H36ZM49 72V75H47V74H45V73H48ZM50 72H51V74H50ZM53 72V73H52ZM79 72H81V70L79 71ZM83 69H82V73H79L80 75H78V73H76L77 74V77H78V79L76 78V81L77 82H75V86L77 87V89H79V91L82 93V91L83 92H85L86 91V89H87V91L88 90H90L91 89V87H92V89H95L96 88V90H97V93H96V96H95V99H94V101H95V105H99V106H102V102H104V104L108 101V98H107V96H108V92L106 91V90H103V89H98V87H100L101 86V81L100 80H96V81H93V83L92 82H86V81H84L83 79H82V75L81 74H83ZM11 75H10V74ZM14 73V74H13ZM31 73H32V75H31ZM44 75H43V74ZM23 74H25V75H23ZM42 74V75H41ZM8 75V76H7ZM21 77V79H20V77ZM26 75H29V76H27L26 77ZM35 75V76H34ZM44 76V77H40L39 78V76ZM33 76V77H32ZM80 76V77H79ZM4 77V78H3ZM7 77H8V79H7ZM37 77V78H36ZM3 78V79H2ZM26 78H28V79H26ZM2 79V80H1ZM240 79V78H239ZM25 80V81H24ZM36 80V81H35ZM240 80H242V79H240ZM81 82V83H80ZM84 83V85L85 86H83L82 84ZM94 82H96V83H94ZM79 83H80V85H79ZM86 83V84H85ZM92 83V84H91ZM239 83H241V82H239ZM49 84H50V86H49ZM93 84H95V85H93ZM212 84H213V86H211V93H215L216 92V90L217 89H219L220 87H219V83L218 82H216V81H212ZM39 85H40V87H39ZM45 87H44V86ZM48 85V86H47ZM93 85V86H92ZM43 86V87H42ZM83 86V87H82ZM90 86V87H89ZM96 86V87H95ZM79 87V88H78ZM94 87V88H93ZM40 88V89H39ZM44 88V89H43ZM51 88V89H50ZM52 88H53V90H52ZM89 88V89H88ZM39 89V90H38ZM48 89H50V90H48ZM84 89H85V91H84ZM91 89V90H92ZM124 89L125 90H130L131 89V86H125L124 87ZM52 90V91H51ZM37 91V92H36ZM47 91V92H46ZM48 93L47 95H46V93ZM209 92V93H210ZM42 93V94H41ZM14 94V95H13ZM100 94V95H99ZM10 95H12L11 97H10ZM80 95V94H79ZM78 95V96H79ZM107 95V96H106ZM14 96V97H13ZM16 97V98H15ZM37 97V98H36ZM44 97V98H43ZM12 98H14V99H12ZM40 98V99H39ZM43 98V99H42ZM126 98V97H125ZM36 99H37V101H36ZM40 101H39V100ZM77 99H78V101H77ZM76 100H75V102L73 103V105H72V107H71V109L72 110H77V109H79L82 105H80V104H82V102H80L81 100H80V98L78 97ZM103 99V100H102ZM105 100V101H104ZM29 101H31V102H29ZM35 101V102H34ZM43 101V102H42ZM15 102V103H14ZM33 102V103H32ZM39 102H41V103H39ZM76 102H78V103H76ZM99 102V103H98ZM13 103V104H12ZM12 106H11V105ZM19 104V105H18ZM22 104H24V105H22ZM32 104V106H29V105H31ZM34 104V105H33ZM75 104V105H74ZM47 105H49L48 107L50 108H52L53 110H55V111H57V112H64L63 110H64V107H62V106H59V105H57V107L56 106H53L51 103H47L46 104V106ZM52 105V106H51ZM78 105V106H77ZM80 105V106H79ZM18 106L19 107H21V108H18ZM23 106V107H22ZM75 106V107H74ZM17 108V109H16ZM56 108V109H55ZM13 109V110H12ZM19 109V110H18ZM23 109V110H22ZM61 109V110H60ZM9 110H11V111H9ZM15 110H17V112L15 111ZM13 111V112H12ZM15 111V112H14ZM19 111V112H18ZM8 112V113H7ZM13 113H15V114H13ZM7 114H8V116H7ZM11 115V116H10ZM3 121H0V126L2 125V123H3ZM137 124L138 123V121H133V122H131V123H124V124H120V125H115V124H111V126L109 125H106V126H104L105 127V129L103 130V129H99L98 131H95L94 132V130H91V129H87V128H82V136H81V138H79V140L77 141V142H75V143H68L67 145L69 146H74L75 148H79V147H82V146H90V144H93V143H96V142H100L101 141V139L103 138L104 139V137H106L107 136V134H112V133H114V132H119V131H122V129H123V132H125L126 130V128H128V127H130V126H132L133 124ZM126 124V125H125ZM135 124V125H136ZM129 125V126H128ZM117 128H116V127ZM126 128H125V127ZM114 127V128H113ZM120 128V129H119ZM208 128V127H207ZM106 129L107 130H109V131H106ZM208 129H210V128H208ZM86 130V131H85ZM90 130V131H89ZM100 130H102L101 132H100ZM114 130V131H113ZM106 131V132H105ZM110 131H111V133H110ZM103 132V133H102ZM108 132V133H107ZM89 133V134H88ZM94 133V134H93ZM101 133V134H100ZM107 133V134H106ZM91 134V135H90ZM98 134V135H97ZM103 134V135H102ZM106 136H105V135ZM87 135H88V137H89V135H90V139L89 138H87ZM94 135V136H93ZM97 135V136H96ZM95 136H96V138H95ZM84 138H85V140H84ZM88 139V140H87ZM93 139V140H92ZM97 139H99V141H97ZM102 139V140H103ZM81 140H82V142H81ZM84 141H86V142H84ZM89 141V142H88ZM82 143V144H81ZM86 143V144H85ZM90 143V144H89ZM78 145V146H77ZM113 144H110L109 146H108V148L103 152V153H101V155L99 154V156H98V160H99V164H100V166H101V169H103V170H108V169H110V168H112V165L114 166V165H116L117 164V162L118 161H120V160H126V159H128L129 157H131V156H133V155H136V154H142L143 152L144 153H148V152H152V150H150V149H138V150H132L131 152H128V150L127 151H125L126 149H122V148H116L115 146H112ZM110 149H111V151H110ZM113 149V150H112ZM79 150V149H78ZM110 152H109V151ZM117 151H119V152H117ZM135 151V152H134ZM137 151V152H136ZM141 151V152H140ZM107 152V153H106ZM113 152H114V154H113ZM107 155H106V154ZM111 153V154H110ZM118 153V154H117ZM128 153V154H127ZM131 155H130V154ZM136 153V154H135ZM143 153V154H144ZM108 154H109V156H108ZM125 154V155H124ZM76 155V157H74V159L72 160L73 162H75V163H77V165L79 164V165H85V162L87 163L88 161H90L91 159L90 158H94V156L92 157V156H88V155H84V154H78V156H77V154H75ZM118 155H120L119 157H118ZM122 155V156H121ZM84 156H87V157H85L84 158ZM129 156V157H128ZM71 157V156H70ZM95 157H97V156H95ZM109 157V158H108ZM111 157H113V159L111 158ZM117 157V158H116ZM63 158V159H62ZM82 158H84V159H82ZM89 158V159H88ZM121 158V159H120ZM60 159L61 161H58V160ZM67 159V157H60V158H58V157H54L53 158V160L55 161V163H54V161L52 162L51 161V164L50 165H55V167H62V166H64L67 162H68V160H66ZM81 159V160H80ZM88 159V160H87ZM108 159H109V161H108ZM116 159V160H115ZM83 160V161H82ZM85 160V161H84ZM111 160H112V162H111ZM103 161V162H102ZM115 161V162H114ZM58 162V163H57ZM53 163V164H52ZM61 163H63V165H61ZM81 163V164H80ZM84 163V164H83ZM59 164V165H58ZM67 192V193H66ZM69 195V196H68ZM66 196V197H65ZM78 196V194L77 193H73V192H71V191H65L63 194H62V201H63V199H65V198H67V199H65V201L60 205V207L61 208H59L60 210H62L64 213H66L67 214V212L68 213H70V212H75V208L73 207V203H71V204H69V202L68 201H73V200H75L74 198L75 197H77ZM65 197V198H64ZM69 198H70V200H69ZM40 199V200H39ZM38 199V202H39V204H44L45 203V197H40ZM68 200V201H67ZM7 200L6 199H4V205H7V202H6ZM67 201V202H66ZM67 204V205H66ZM69 205V206H68ZM73 209V210H72ZM46 217H48V218H46ZM46 217H42L41 218V221H42V226H43V224H44V226H43V228L44 229H46V228H49L50 227V225H51V218L49 217V216H46ZM44 220V221H43ZM46 221V222H45ZM48 222H49V224H48ZM206 229V228H205ZM202 232H199V237L198 238H196V241H198L199 240V242L198 243H196V245H195V248H197L198 249V247H200V245L201 244H203L205 241L204 240H209V239H211V240H209L210 242H208V243H204L205 245H206V247L204 246V244L202 245V248H204V250H207L208 249V247L210 248V245H211V247L213 246L214 247V242H212L211 243V241H214L213 239H215L216 240V238H214V236H212V232L211 233H207L206 231H208L207 229L206 230H204V229H202L201 230ZM210 232V231H209ZM205 234V235H204ZM202 235V236H201ZM207 235V236H206ZM79 236V235H78ZM78 236H73L72 238H69V239H66V240H63V241H61L60 243H58V244H61L60 246H65L66 247V250L68 249V247H70L69 245H71V247L72 248H74L75 246H77L78 244H80L81 242H84L86 239L84 238V237H81L80 238V236L78 237ZM204 236V237H203ZM206 237V238H205ZM75 238H77V239H75ZM81 240H80V239ZM73 239V240H72ZM84 239V240H83ZM203 240V241H202ZM65 241V242H64ZM67 242V243H66ZM69 242V243H68ZM71 242H72V244H71ZM203 242V243H202ZM42 244V245H41ZM44 244H45V246H44ZM47 243H44V241L43 240H39V241H37L36 243H35V246L37 247V248H40V249H43V252H44V256H43V259H41V261H40V263L41 264H61L62 262L64 263V264H67L68 262H73V261H76V259H78L79 258V255L78 254H76V253H74V254H69V255H67V254H59L58 252H57V249H58V245L56 244H47ZM63 244V245H62ZM208 244V245H207ZM210 244V245H209ZM47 246H48V248H47ZM204 246V247H203ZM42 247V248H41ZM45 247V248H44ZM56 247V248H55ZM51 249V250H50ZM264 249V248H263ZM2 250V251H1ZM6 250V251H5ZM69 250H70V248H69ZM231 251H230V255L227 253V255H225L224 254V257H221V256H223V255H219V257H221V260L220 261H223L222 262V264H242V262L241 261H243V264H253V263H256V261H257V264H263V261L261 260V258H262V256L264 255V251H262V250H258V251H260V254H258V257H257V253H258V251H256V254H254L253 255V253H254V251H250L249 253H250V256L252 257V259L251 260H241V258H239V253H237L238 251L236 250L235 251V249L234 248H231L230 249ZM49 251V252H48ZM261 252H262V254H261ZM232 253H233V255H232ZM9 254V255H8ZM47 254V255H46ZM2 255V256H1ZM235 255V256H234ZM260 255H261V257H260ZM7 256V257H6ZM11 256H12V251H11V249H6V248H0V264H11ZM61 256V257H60ZM237 256V257H236ZM227 257V258H226ZM234 257V258H233ZM257 257V258H256ZM2 258V259H1ZM63 258V259H62ZM225 258V259H224ZM228 258H230V259H228ZM231 258H232V260H231ZM6 259H8V260H6ZM48 259V260H47ZM63 261H62V260ZM193 259V261H195L196 263H199L200 262V256L198 255H196L194 258H192ZM192 259H190L191 261H192ZM218 259H220V258H216L215 257V261H219ZM239 259V260H238ZM9 261V262H5V261ZM227 260V261H226ZM230 260V261H229ZM241 260V261H240ZM3 261V262H2ZM224 261H225V263H224ZM235 261V262H234ZM244 261H246V262H249V263H244ZM251 261H253L252 263H251ZM255 261V262H254ZM261 261V262H260ZM49 262V263H48ZM228 262V263H227ZM239 262V263H238ZM260 262V263H259ZM62 263V264H63Z\"/></svg>",
	"mask_w": 264,
	"mask_h": 264
}]
</instances>
